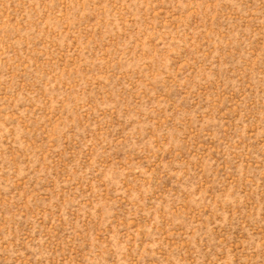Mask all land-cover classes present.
I'll return each instance as SVG.
<instances>
[{"label":"rangeland","instance_id":"1","mask_svg":"<svg viewBox=\"0 0 264 264\" xmlns=\"http://www.w3.org/2000/svg\"><path fill=\"white\" fill-rule=\"evenodd\" d=\"M0 264H264V0H0Z\"/></svg>","mask_w":264,"mask_h":264}]
</instances>
